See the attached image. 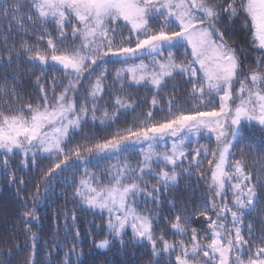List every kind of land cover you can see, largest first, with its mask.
Here are the masks:
<instances>
[{
    "label": "snow or ice",
    "instance_id": "snow-or-ice-1",
    "mask_svg": "<svg viewBox=\"0 0 264 264\" xmlns=\"http://www.w3.org/2000/svg\"><path fill=\"white\" fill-rule=\"evenodd\" d=\"M240 16L250 44L259 53L256 67L247 73L238 48L227 42L218 27L225 22L222 17L231 22ZM0 23L8 30L16 25L25 33L19 50L15 44L8 48L4 38L6 56L0 58L8 66L14 55L19 59L23 52L29 61L58 66L64 73L63 79L54 77L47 87L40 83L43 76L35 78L40 93L35 103L13 106L5 101L0 106V165L5 173H12L10 157L19 154L21 165L28 167L35 164L37 155H46L57 161L43 174L47 191V181L83 166L79 179L71 178L73 198L88 209L107 213L108 234L96 243L99 249H108L113 240L125 245L130 229L131 243H147L153 256L168 257L165 264H264V232L257 234L246 221V215L255 210L258 188H264V170L254 177L246 171L243 159L230 160L242 126L258 129L264 137V0H0ZM28 24L33 26L31 31ZM36 25L41 34L35 39L46 43V48L29 43ZM47 25L53 26L52 31ZM181 49L183 58L178 59L176 52ZM109 63L122 65L114 69L113 76L121 88L127 81L151 86L158 94L167 80L180 76L190 85L187 99L180 104L174 97L166 98L167 108L160 110L168 115L162 119L148 111L135 117L132 125L116 128L107 136L85 133L89 122L110 128L121 110H134L133 104L120 96L114 98L111 113L107 105L100 104ZM88 81L85 87L83 82ZM234 84H239L235 92ZM57 88L61 90L57 92ZM2 94L14 101L23 99L15 83L5 84ZM150 103L152 107L159 104L156 95ZM77 134L83 137L79 142H75ZM202 138H214L215 148L200 145L190 153L188 145ZM132 152H138L141 159L130 162L127 157ZM201 156L210 157V198L199 211L189 214L183 210L168 222L173 234L183 237L170 241L162 232H153L154 223H158L153 216L156 208L145 207L142 212L136 205L142 197L158 207L161 196L179 182L177 168L185 161L199 168ZM92 159L115 163L97 174L86 166ZM10 179L23 183L14 173ZM226 186L231 190V205ZM39 193L38 185L31 197L33 203ZM23 216L38 219L35 209ZM201 217L206 225L203 231L191 226ZM30 239L29 264H35V233ZM75 249L73 244L71 251ZM63 264H71L67 253Z\"/></svg>",
    "mask_w": 264,
    "mask_h": 264
},
{
    "label": "trees",
    "instance_id": "trees-1",
    "mask_svg": "<svg viewBox=\"0 0 264 264\" xmlns=\"http://www.w3.org/2000/svg\"><path fill=\"white\" fill-rule=\"evenodd\" d=\"M27 27L31 31L33 26L28 24ZM52 27V25H47L49 31H52ZM224 32L227 42L234 41L239 47L240 60L243 61L245 67H256V57L259 54L258 52L252 54L250 51V38L245 29L243 17L235 18L231 22L227 20ZM39 34H41V29L39 25H36L35 31L29 37V43H38L39 47L46 48V43L38 42L35 39V36ZM52 34L55 38L56 33L53 31ZM24 36L25 33L20 31L18 26L12 25L11 30H8L6 24L0 23V56H6L5 37L8 48L15 44L16 49L19 50ZM67 42L71 43V38ZM57 43H59L58 40ZM231 45L234 46V44ZM182 52L183 49L176 52L178 59L183 58ZM115 59L113 58V60ZM121 66L120 63L107 65L109 75L105 81L106 91L100 104L107 105L111 113L114 98L120 96L133 104L134 110H121L119 119L110 128H103L98 123L93 126L89 122L84 126L85 133H94L97 137L107 136L116 128L132 125L135 117L142 116L148 111L153 112L155 119H162L168 115L166 111L160 110L167 108L166 98L174 97L176 103L180 104H183V101L187 99L190 85L185 83L180 76H176L174 80H167L166 86L158 94L151 86L135 85L127 81L121 88L120 83L113 79L114 69ZM99 72L100 69H97L96 74L98 75ZM37 76H43L44 79L40 83L47 87L54 77L63 79L64 73L58 66L29 61L27 54L23 52L20 53L19 59H16L14 55L11 66H8L5 60L0 58V106L4 105L5 101L13 106L16 103L29 101L35 103V98L40 94L35 79ZM13 83H15L16 91L23 98L20 101H14L11 96L2 94L4 85L11 86ZM83 83L87 87L90 81ZM60 90L57 88V92ZM153 95H156L159 101L156 107H152L150 103ZM86 98L85 94L84 99ZM77 103H80L79 99ZM183 106L187 108L190 105L184 104ZM99 114L97 112V115ZM82 138L77 134L75 142H79ZM200 145L214 149L215 140L214 138L211 140L202 138L198 143L193 141L188 145V151L191 153L192 149ZM232 152L230 160L243 159L247 165L246 171L252 172L254 177L260 175L264 170V137L261 136L258 129H251L247 125L242 126ZM127 158L132 163L141 159L138 152L128 154ZM208 158L198 157L201 162L199 168H196L194 164L190 166L187 161L182 168H177V171L181 173L179 182L165 196H161V204L158 207L150 200L139 198L141 202L136 207L142 212L145 211V207L147 209L156 208L158 217L156 213L153 216L154 219L158 218V223L153 225L154 233L162 232L164 238L170 241L183 238L173 234L168 222L174 221L175 215L182 214L183 210L189 214L199 211L202 203L210 198ZM21 159L19 154L10 157L8 167L16 177L22 178L23 183H21V179H17L15 183L11 182L12 173H5L3 166L0 165V264H29L32 233L36 235L35 264H63L66 253L71 264H157V259L159 264H165L168 257L153 256L151 247L147 243L139 245L131 243L130 229L126 231L125 245L121 246L118 241L113 240L108 249L96 247V243L108 234L107 213L102 214L97 210L88 209L79 200L73 198L74 185L71 178L75 175L78 180L83 174V166L71 168L60 174L59 177L47 181L49 187L45 191L46 182L42 179L43 174L57 161L46 155H37L35 164L30 163L28 167H23L20 163ZM191 159L190 155L188 160ZM111 163H115V160L104 159L97 162L96 159H92L86 166L89 171L102 174L105 171V166ZM184 169H187V173L184 172ZM101 179L104 177L101 176ZM145 179L152 184L156 183V180L151 176H145ZM38 185L40 198L33 203L31 197L36 192ZM254 205L255 210L246 215V221L252 224L257 234H260L264 232V188H258V196ZM30 209H35L38 219L33 220L23 216V213ZM73 214L75 220L72 219ZM191 226L201 231L206 228L202 217L192 222ZM29 228L31 231H28ZM77 230L79 236L76 235ZM259 242V240L256 241V243ZM73 244L76 245L74 252L71 251ZM77 252L82 255L77 257Z\"/></svg>",
    "mask_w": 264,
    "mask_h": 264
},
{
    "label": "rangeland",
    "instance_id": "rangeland-1",
    "mask_svg": "<svg viewBox=\"0 0 264 264\" xmlns=\"http://www.w3.org/2000/svg\"><path fill=\"white\" fill-rule=\"evenodd\" d=\"M221 6L223 7V5H221ZM222 19H224L225 22H224L223 24L218 25V27L221 29V31L224 30L225 25H226V21H227L226 18H223V17H222ZM234 19H235V17L232 18V20H234ZM232 20H231V21H232ZM230 44H234V47H237V48H238V46L235 44L234 41L231 42ZM250 46H251L250 51H252V54L256 53L255 48H254L251 44H250ZM258 54H259V53H258ZM237 55L240 57L239 48H238V51H237ZM136 62L139 63V61H136ZM145 62H146V63L148 62V58H145ZM241 65H242V68H243V70H244L245 73H247V70L252 69V68H255V67L248 68V66L245 67V65L243 64V61H242V60H241ZM238 88H239V84H234V86H233V90H234V92H235V90L238 89ZM168 143H169V146H170V145H171V142L169 141ZM161 149H162V147H161ZM161 149H160V150H161ZM226 196H227V202L229 203V205H231V202H232L231 190H230V188H227V186H226ZM233 210H235V209H233Z\"/></svg>",
    "mask_w": 264,
    "mask_h": 264
},
{
    "label": "flooded vegetation",
    "instance_id": "flooded-vegetation-1",
    "mask_svg": "<svg viewBox=\"0 0 264 264\" xmlns=\"http://www.w3.org/2000/svg\"><path fill=\"white\" fill-rule=\"evenodd\" d=\"M223 32H224V30H223ZM225 33V32H224ZM230 44V43H229ZM239 48V47H238Z\"/></svg>",
    "mask_w": 264,
    "mask_h": 264
}]
</instances>
